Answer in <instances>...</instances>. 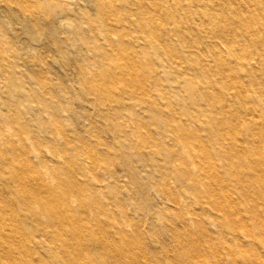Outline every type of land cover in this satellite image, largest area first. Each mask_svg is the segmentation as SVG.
Instances as JSON below:
<instances>
[{"label":"rangeland","instance_id":"374dc122","mask_svg":"<svg viewBox=\"0 0 264 264\" xmlns=\"http://www.w3.org/2000/svg\"><path fill=\"white\" fill-rule=\"evenodd\" d=\"M139 1L0 0V229L9 238L17 234L13 222L19 223L24 237H16L34 264H66L64 258L75 250L84 264H119L117 247H103L120 239L119 226L132 238L127 249L139 250L153 262H168L176 238L171 229L184 237L179 214L188 216L192 208L218 229L211 222V206L198 203L193 189L184 190L172 178L184 197L180 204L161 191L165 183H158L160 174L170 175L165 163H157L165 161L163 155L138 146L145 134L124 133L126 125L146 130L143 123L158 141L166 139L164 127L150 119L147 94L132 95L122 78L109 76L123 71L118 56L111 54L109 35L116 40L133 30L132 47L142 50L145 45L130 11L139 8ZM114 5L121 21L108 33L104 16L112 15ZM148 16L156 19L153 12ZM174 26L166 18L165 35ZM170 34L179 45L178 35ZM257 46L249 48L256 52ZM149 50L156 64L148 76L150 99L170 111L189 92L180 90L184 78L165 63L164 53ZM191 74L202 86L200 74ZM195 103L190 110L205 107L203 101ZM195 124L201 126L202 119ZM170 139L162 144L166 153L177 149ZM65 193L72 208L67 222L44 219L40 215L47 206L27 200L34 194L56 200ZM203 205L205 212L199 211ZM99 220L111 232L96 231ZM75 228L81 235H75Z\"/></svg>","mask_w":264,"mask_h":264},{"label":"bare ground","instance_id":"6f19581e","mask_svg":"<svg viewBox=\"0 0 264 264\" xmlns=\"http://www.w3.org/2000/svg\"><path fill=\"white\" fill-rule=\"evenodd\" d=\"M130 11L146 42L142 50L132 47L135 33L129 29L116 40L109 35L114 43L111 54L118 56L123 70L109 76L122 78L132 95L147 94L150 119L164 127L166 139L158 141L143 123L146 130L126 125L124 133L145 134L138 146L163 155L165 161L158 159L157 163L160 167L165 163L170 175L160 174L158 183H165L161 191L180 204L184 197L172 178L186 186L184 190H194L198 203L211 206V222L218 229L202 221L198 209L192 208L188 216L179 214L186 235L181 238L178 229H171L175 244L165 263L157 258L153 262L132 247L127 249L132 238L121 226L120 239H113V244L104 242L103 247H117L119 264H264V0H176L175 4L172 0H140L139 8ZM150 12L156 19L148 16ZM111 13L104 16L108 33L121 21L117 5ZM166 18L175 24L169 32L178 35L179 45L170 40L169 32L165 35ZM254 44L259 45L256 52L249 48ZM150 47L164 53L165 63L184 78L180 90L190 95L182 97L170 111L151 100L148 76L153 75L156 64ZM191 71L200 74L202 86L196 85ZM135 72L147 77L136 79L132 76ZM155 81L164 88L159 79ZM109 95H113L111 90ZM197 101H203L205 107L190 110ZM197 118L202 119L201 126L195 124ZM168 137L178 150H163ZM157 145L160 147L153 150ZM27 200L47 206L40 215L46 220L67 222L71 218L67 193L56 200L39 194ZM205 209L203 205L199 211ZM108 226L99 220L95 229L108 233ZM13 228L24 237L18 222H13ZM74 232L81 235L76 228ZM4 235L0 229V264H34L16 235ZM80 255L72 251L64 261L84 264Z\"/></svg>","mask_w":264,"mask_h":264}]
</instances>
